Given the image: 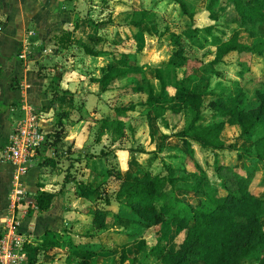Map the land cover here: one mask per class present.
Segmentation results:
<instances>
[{"label": "rangeland", "instance_id": "374dc122", "mask_svg": "<svg viewBox=\"0 0 264 264\" xmlns=\"http://www.w3.org/2000/svg\"><path fill=\"white\" fill-rule=\"evenodd\" d=\"M186 1L194 14L192 19L183 15L179 4L172 0H82L79 5L80 11L83 18L88 21L84 34L89 37L96 36L94 35L96 33L90 30L93 25L97 26L100 32L98 35L102 38L98 42L99 47L114 48L116 54H123L126 57L130 54L134 55L135 61L142 64L144 73L150 76L155 92L160 91V83L153 73L155 68H160L165 79L162 96L173 97L174 100L171 102L179 101L184 89L195 88L201 91L203 94L201 109L206 114L200 121L201 125L211 122L212 106L209 102L218 95H221L227 103L235 102L244 109L256 106L257 91L263 89L264 83V51L262 54L248 51L235 52L222 64L215 65L216 68H220L218 73L200 72L199 68L213 58L215 49L210 42V34L200 32L197 42L201 45H194L189 39L181 37L182 53L189 59L177 65L165 62L174 50L170 38L172 31L181 33L182 29L189 25L202 27L214 24L212 33L226 38L235 27V24L229 20L233 10L226 3H220L222 9L225 7L224 13L218 19H214L208 15L205 0H199L197 6L190 0ZM137 4H142V7H148L154 12V19L150 20L154 33L142 37L133 36L128 25V16L133 6ZM239 30L242 40L252 44L259 37L264 38V21L257 22L250 35L242 29ZM86 35L81 37L84 41H88ZM113 37L117 39L111 45L109 39ZM37 51L40 54L39 49ZM84 55L85 52L79 45L78 47L72 45L66 54L64 53V59L67 60L60 64L65 65L66 73L71 74L75 86L72 88L85 92L84 96L78 93L79 97H76L75 102L78 108H74V114L68 116L64 125L55 116L52 117L53 127L51 124L47 126L48 117L33 106L38 114L40 127L45 131L44 142L39 148L42 152L39 158L44 165H48L45 176L50 183H58L56 195L58 192L63 193V200L61 201L59 195L58 198L55 196L52 198V205L56 201L59 202L62 217L58 223L50 222L42 233H38L37 228L34 229L33 220L28 218L31 215L29 211H25L23 216L19 213L18 216L12 214L9 219L3 221L0 237L7 232V224L10 223L14 234L19 235L17 244L13 246L14 251L22 256L24 264H111L113 257L118 259L122 248L130 254L137 253L140 264H162L157 256L147 257L142 247L149 250L159 244L165 250H174L185 237L186 229L173 222L170 223L168 211L163 208L162 216L157 222L145 224L134 218L132 210L125 204L124 199H117L115 196L122 181L118 172H125L129 166V169L137 168L139 172L147 167L145 169H150L152 172L164 173L166 166L163 164L167 163L171 166L183 167L184 174L192 172L200 176L201 172L196 168V161L207 169L208 166L213 165L217 157L223 164L235 167L238 172L248 173L251 176L249 190L264 197V162H254L251 160L252 157L245 154L247 152H243L245 149L243 147L249 141L248 137L240 135V128L236 123H226L220 132L221 138L227 143L232 142L233 147L220 149L219 154L194 144V150L189 155L185 149L151 141L148 114L143 104L147 94L143 91L134 94L119 92V85L125 82L124 79H120L107 91L101 94L95 92L93 96L87 98L85 89H89L87 84L90 85L92 82L89 74L96 72L97 64H102L105 60L99 57L86 62ZM36 60L35 72L40 76H47L49 82L51 80L50 84L54 86L57 77L53 73V64L60 59L57 62L47 61L42 55H38ZM79 64L83 67L77 70ZM196 68L197 72L194 71ZM75 69L77 72L74 73ZM83 76L88 78L87 83L79 81V79L83 80ZM83 105L87 106V114L79 112ZM118 106L125 107L124 111L118 113L116 111ZM190 118L191 114L183 109L174 116L166 111L156 122L158 130L171 133L184 127ZM102 122H105V125H102ZM51 130L53 132L58 130L62 135L55 142L53 138L58 137V134L48 137L47 132ZM66 132L72 134L76 140L77 136L83 137L84 140L75 143L83 147L82 150L80 147L72 148L74 139L64 140L63 134L65 135ZM155 136L158 138L157 133ZM63 143L69 147L65 149V146L61 145ZM155 154L157 157L150 159L148 163L147 159ZM193 179L194 176L187 178L186 181L180 182L179 186H183L182 184L191 186ZM208 180L205 181L207 189H216L212 179ZM18 186L24 190L21 181L18 182ZM93 186H97V190L101 193L98 198L94 197ZM24 192L19 195V200L22 202L23 198L27 197ZM107 194L110 198L108 203L102 199ZM104 207L111 208L117 213L113 225L106 229L92 221L94 210ZM27 208L28 205L26 210ZM262 225L264 228V218ZM71 242L82 249L112 248L115 254L109 257L82 259L79 255L70 253ZM127 263L128 261H125L123 264ZM196 263L197 260H192L190 264Z\"/></svg>", "mask_w": 264, "mask_h": 264}, {"label": "trees", "instance_id": "16d2710c", "mask_svg": "<svg viewBox=\"0 0 264 264\" xmlns=\"http://www.w3.org/2000/svg\"><path fill=\"white\" fill-rule=\"evenodd\" d=\"M172 1L179 4L183 15L190 19L193 18L194 14L190 11V5L186 0ZM190 1L196 6L199 3V0ZM220 3H226L233 10V13L229 15V20L235 24V27L229 36L222 38L221 35L212 33L214 24L202 27L189 25L183 28L181 33L172 31L170 38L173 41L174 50L165 61L166 63L177 65L189 59L186 54L182 53L181 37L189 39L193 44L201 45L197 42L200 32L210 34V42L215 47L213 58L199 68L200 72L218 73L219 69L215 65L226 61V58L235 52L263 53L264 38L259 37L252 44L245 43L239 29L250 35L253 26L257 22L264 21V0H205V8L214 19H218L224 13L225 7L222 9ZM153 15V11L141 5L131 9L128 22L134 28L135 36H139V33L152 34L154 32L150 23V20L154 19ZM229 20L226 19V21ZM53 35L64 46L71 40V30L55 32ZM84 49L87 53L108 57V62L100 68V75L95 78L101 90L107 89L117 80L124 79L125 82L119 85V92L143 91L147 94V99L143 104L148 114L151 141L155 140V135L158 133L156 120L167 109L173 115L186 109L191 114V118L174 135L182 140L189 154L193 152V144L203 149L214 150L216 153L220 149L232 148V142L227 143L221 138L220 132L226 123H236L240 128V135L248 137L249 141L243 147L245 148L243 152H247L245 154L252 157L251 160L254 162H264V83L263 89L257 91L258 104L247 109L238 106L235 102L227 103L221 95L214 97L209 102L212 106L210 113L212 120L208 124L201 125L200 121L206 116L201 109L203 105L201 91L192 88L184 89L182 98L171 102L174 100L173 97L162 96L165 79L160 68H155V76L160 83V91L155 92L154 85L144 75L142 66L128 61L129 57L125 58L123 54H120L123 56H116L114 52L94 49L88 45H84ZM194 71L197 72V68ZM9 106L10 103H0V113ZM123 108L117 107L116 111L122 112ZM47 135L48 137L57 135L58 137L53 138L54 142L62 136L58 130L48 131ZM167 137L168 134L160 132L158 138L161 145L165 144ZM61 145L63 146L64 143ZM163 166H166L164 173L152 172L150 169H143L139 172L137 168L118 172L122 181L115 196L117 199H124L137 221L145 224L152 221L157 222L162 216L161 209L163 208L168 211L170 223L173 222L186 229L185 237L174 250H165L159 244L149 250H145L143 246L142 249L146 251L147 257L157 256L162 264H190L192 260H197L196 264H264V228L262 225L264 197L249 190L251 176L248 173L238 172L235 167L223 164L217 157L213 165L208 166L207 169L196 161V168L201 172L200 176L192 172L184 174L183 167L169 164H163ZM192 176L195 179L191 186L189 184L179 186L180 182ZM210 178L216 189H207L205 181ZM96 187L93 186L92 191L94 197L98 198L101 193ZM31 196L35 206L40 210H45L51 205L55 193L39 190ZM102 199L107 203L110 202L108 194ZM116 215V211L111 208H96L92 221L106 229L113 225ZM69 251L79 255L82 259L109 257L115 254L112 248L82 249L73 242L70 243ZM125 261H128L127 264H140L137 253L130 254L125 248L121 249L118 259L112 258L111 264H123Z\"/></svg>", "mask_w": 264, "mask_h": 264}, {"label": "crops", "instance_id": "0c3cea01", "mask_svg": "<svg viewBox=\"0 0 264 264\" xmlns=\"http://www.w3.org/2000/svg\"><path fill=\"white\" fill-rule=\"evenodd\" d=\"M81 1L82 0H0V103H10V106L0 113V150L7 145L11 128L18 120L26 117L29 105L45 113L44 115L48 117L47 126L51 124L53 127V118L55 116L56 118L58 117V121L64 125L68 116L70 115L69 117H71L74 114V108H78L75 106V102L77 101L76 97H79L78 93L84 96L83 94L85 92L84 90H75V88H72L75 86L73 85L72 77H70L71 74L66 73L65 65H60L67 60L64 59V53L66 54V51L72 45H77V47L79 45V47L83 49L85 52L84 57L86 56L84 60H86V62L99 57L105 60L102 64H97L98 69L96 72H91L89 74V76L91 75L92 82L90 85L87 84L89 89H85L87 98L93 96L95 92L101 94L107 91L116 82L109 85L107 89L101 90L99 82L95 80V78L100 75V68L108 62V57L106 55L87 53L84 49V45H88L94 49L114 51L115 54L116 51L114 48H101L98 46V42L102 38L98 35L100 32L97 26L94 27L93 25L90 30L92 33H96L94 34L96 35L95 37H89L84 34L85 27H88V21L83 18L82 11H80L81 7H79V5H81ZM138 5L142 4H137L135 6ZM128 25L132 30L133 36H135L134 28L131 27L129 22ZM64 30H71V40L65 46L59 43L53 35L55 32ZM152 30L154 29L152 28ZM146 34L148 35L149 33H139V36L142 37ZM85 35L89 42L81 38L85 37ZM111 39H109V43L113 45V42L117 38L113 37ZM37 49H39L40 54ZM38 55H42L47 61L57 62V60L60 59L59 62L53 64V73L57 77V82L54 86L50 84L51 80L49 82L47 76H40L35 72L36 68L34 63L37 61L36 58ZM116 56L119 55L116 54ZM124 57H126V55ZM127 57H129L127 58L128 61H133L142 66L141 63L135 61L134 55L130 54ZM79 65V67L76 68L77 70L83 67V65ZM76 69L73 70L74 73L77 72ZM144 75L150 79V76L146 72ZM153 76L156 78L155 72ZM87 79V77L83 76V80L79 79V81L87 83ZM86 107L87 106L83 105V107L79 109V112L87 114ZM124 109L125 107L122 112ZM166 111L172 114L169 109ZM80 123L81 122H79V124ZM103 123L104 122H102V125H105V123ZM176 131L167 133L158 130L157 134L159 135L160 132L168 134V137L165 139V144L187 151L182 140L174 135ZM63 138L65 141L67 138L71 140L74 139V143L71 144L72 148L80 147L75 143L83 139V137L77 136L76 140L73 138L72 134L69 135L67 132L65 135L63 134ZM155 141L160 142L156 136ZM63 146H65V149L69 147L65 144ZM81 148L83 149V147H80V150H82ZM41 153L39 149L29 160L26 172L19 175L18 182L21 181V185L24 190H26L25 194L27 196L23 198V202L19 200L12 203L9 194L14 189V176L16 174L15 165L0 158V230L3 227L4 220L9 219L12 214L15 216L21 214L23 216L25 211L31 213L28 218L33 220L32 224L34 229L37 228L39 230L38 233H42L50 222L58 223L60 217H62V213L60 212L61 207L60 205L58 206V201L53 203V205L51 203L47 209L40 210L35 206L33 197L31 196L39 190H48L54 192L56 198H58L59 195L61 196V201L63 200V193L58 192L56 195L58 183H50L45 176L47 175L45 174V169L48 165H44V163L41 162L42 160L39 158ZM155 157H157L156 154L149 157L147 159L148 163L150 159ZM129 168H127L125 172L133 170ZM145 168L147 167H144V169ZM26 205L29 207L27 210ZM26 220L30 221L28 219H25V221Z\"/></svg>", "mask_w": 264, "mask_h": 264}, {"label": "built area", "instance_id": "2783aa9c", "mask_svg": "<svg viewBox=\"0 0 264 264\" xmlns=\"http://www.w3.org/2000/svg\"><path fill=\"white\" fill-rule=\"evenodd\" d=\"M38 120L39 117L35 109L33 106H29L26 117L18 120L11 128L9 141L0 150L2 160L11 161L16 165L14 189L9 194L12 203L19 201V195L24 192L18 186L19 175L26 172L29 160L37 153L45 139V131L41 129ZM7 226V232L0 237V264H24L22 256L15 252L13 247L17 244L19 235L14 234L10 223ZM13 239L15 240L13 241Z\"/></svg>", "mask_w": 264, "mask_h": 264}]
</instances>
